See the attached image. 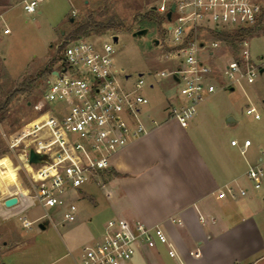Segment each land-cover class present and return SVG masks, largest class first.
Here are the masks:
<instances>
[{"label":"built area","instance_id":"obj_1","mask_svg":"<svg viewBox=\"0 0 264 264\" xmlns=\"http://www.w3.org/2000/svg\"><path fill=\"white\" fill-rule=\"evenodd\" d=\"M44 1L24 0L23 8L33 14ZM173 4L175 10L169 20L167 13ZM153 11L167 21L162 44L169 41L175 44L172 49H176L175 56L182 66L170 72L156 71V75L170 76L176 84L177 92L168 113L182 126H187L205 96L217 89L215 81L221 69L220 66L215 68L213 60L228 44L212 34L261 31L264 2L164 0L159 7L153 6ZM114 36L110 40L100 35L70 39L57 66L49 70L51 79L47 92L33 104L37 116L25 123L17 135L5 134L9 148L18 151L35 174L28 170L33 196L45 210L38 220L21 217L25 228L50 219L51 208L59 209L63 221L75 222L79 207L69 200L68 193L108 170L113 155L149 131L144 108L150 104V98L143 90L154 88V82H148L144 74L132 80L131 74L118 66ZM249 40L241 42L238 57L225 61L223 72L228 81L222 88L250 85L264 75V57L251 56ZM246 112L258 120L262 117L253 105L248 106ZM231 144L236 146L239 142L235 139ZM250 145L251 140L246 139L242 152ZM32 150L42 156L38 163L30 162ZM247 177L257 196L264 197V151L259 162L249 167ZM227 194L233 198L247 196L248 190L227 186L219 196ZM158 244H165L170 256L179 257L162 226H149L139 219L111 218L99 240L85 246L79 264H130L140 245L155 248Z\"/></svg>","mask_w":264,"mask_h":264},{"label":"crops","instance_id":"obj_2","mask_svg":"<svg viewBox=\"0 0 264 264\" xmlns=\"http://www.w3.org/2000/svg\"><path fill=\"white\" fill-rule=\"evenodd\" d=\"M231 88L224 89L235 90ZM176 92L177 86L172 84L164 93L160 104L164 114L151 118L155 115L146 110L148 133L117 152L111 167L98 175L110 219H139L149 226H162L179 254L170 256L165 244L155 248L140 245L130 264H264V197L257 196L247 177L249 167L259 162L264 151V125L250 135L229 136L223 115H233L234 108H227L213 121L207 102L182 126L168 113ZM247 99V107L264 108L259 93L253 92ZM233 121L232 117L228 120ZM208 122L212 123L210 131L203 132ZM235 139L236 146L231 144ZM246 139L251 145L242 152ZM19 156L28 171L25 158ZM227 186L245 188L248 195L220 197ZM70 192L78 199L90 195L81 187ZM12 196L18 203L7 207L5 201ZM36 204L32 186L19 183L10 190L0 186V262L11 257L14 264H23L22 258L32 252L39 264H79L80 258L72 251L74 232L83 245L99 240L104 231L98 234L88 228V215L81 208L73 223L63 221L59 212L55 220L35 222L37 230L25 228L22 222L26 231L11 224L13 217L26 216ZM42 222L45 229L39 227Z\"/></svg>","mask_w":264,"mask_h":264},{"label":"rangeland","instance_id":"obj_3","mask_svg":"<svg viewBox=\"0 0 264 264\" xmlns=\"http://www.w3.org/2000/svg\"><path fill=\"white\" fill-rule=\"evenodd\" d=\"M23 1L0 0V104L5 101L8 93L19 90L6 107L4 114H0V186L8 190L19 183L26 187L32 186V182L29 180V172L20 161L19 152L9 148L5 134L17 135L25 123L37 116L33 104L39 102L47 92L48 81L51 79L49 70L59 63L64 44L78 37L73 35L77 27L92 21L111 25L103 34L91 30L80 36L93 38L100 35L105 40L112 39L114 35L119 37L118 42H115L118 66L125 68L127 73L131 74L132 80H136L139 74H144L148 82L150 80L154 82L155 89L146 87L143 90L150 98V104L144 109L155 115L151 118H156L157 114H164L160 106L164 100L163 95L169 91L172 84H175L170 76H157L156 71L170 72L178 66L182 67L175 56L176 49H172L175 44L171 41L162 44L163 29L168 27L167 21L164 16L152 11L153 6L159 7L164 0H46L33 14H28L24 10ZM142 28H149V32L141 37L133 35ZM155 38L159 39L158 45L153 42ZM249 39L248 49L251 56L264 57V27ZM232 56L234 54L230 45H225L217 52L213 60L215 68L218 69L220 66L221 69L215 81L217 89L207 94L198 108L208 102L214 121L232 106L233 115L226 118L225 114L223 115V122L229 124L226 125L228 135H250L256 132L258 125H264V108L256 106L262 116L261 120L247 114V97L255 92L259 93L260 98H264V75L259 76L253 84L235 86L234 91L222 88L220 82L228 81L223 72V65ZM230 117L235 121L228 122ZM206 124L203 132L210 131L212 123ZM113 158L114 155L111 157V164ZM27 168L34 174L29 165ZM92 180L96 183H89L81 188L93 197L84 195L78 199L70 192L68 198L74 200L78 207L84 210V216L88 215L87 223L84 220L87 227L100 234L104 231V223L110 219L106 211L108 201L104 195V188L97 184L98 175L93 176ZM43 212L42 207L36 204L29 214L22 217L33 220ZM49 213L53 220L59 217L58 208L49 209ZM10 222L26 231L21 227V219L18 216L13 217ZM32 227L37 230V223ZM73 237L76 238L72 251L81 259L88 242L80 244L75 232ZM21 263L39 264L40 260L31 252L22 258ZM0 264L14 262L11 257H6Z\"/></svg>","mask_w":264,"mask_h":264},{"label":"trees","instance_id":"obj_4","mask_svg":"<svg viewBox=\"0 0 264 264\" xmlns=\"http://www.w3.org/2000/svg\"><path fill=\"white\" fill-rule=\"evenodd\" d=\"M153 11V10H152ZM111 25L103 24L97 21L87 22L77 27L73 33L74 36H80L83 33L94 30L98 34H103L106 30H109ZM263 29V28H262ZM260 31V30H259ZM256 33L254 30H234V31H222L219 34L213 33L212 36L225 41L232 47V52L235 57L239 55V49L241 48V42L250 38ZM66 43L64 44V46ZM19 90H14L6 95L5 101L0 104V114H4L6 107L11 102L12 98L16 95Z\"/></svg>","mask_w":264,"mask_h":264},{"label":"water","instance_id":"obj_5","mask_svg":"<svg viewBox=\"0 0 264 264\" xmlns=\"http://www.w3.org/2000/svg\"><path fill=\"white\" fill-rule=\"evenodd\" d=\"M174 10H175V4H173V5L171 6V9H170L169 12L167 13V18H168L169 20H171V18H172V13H173ZM148 32H149V28H142V29H139V30L135 31V32L133 33V35H134V36H139V37H141V36H143V35H146ZM118 40H119V37H118L117 35H115V36H114V41L117 42ZM153 42H154L156 45H158V44H159V39L155 38V39L153 40ZM63 70H65V68H63ZM231 89H233V87H232ZM41 158H42V156L39 155V154H37V153H35L33 150L30 152V162H31V163H38L39 161H41ZM17 203H18V198H17L16 196H12V197L8 198V199L5 201V205H6L7 207L14 206V205L17 204ZM39 227H40L41 229H45V227H46V223H44V222L40 223V224H39Z\"/></svg>","mask_w":264,"mask_h":264},{"label":"bare ground","instance_id":"obj_6","mask_svg":"<svg viewBox=\"0 0 264 264\" xmlns=\"http://www.w3.org/2000/svg\"><path fill=\"white\" fill-rule=\"evenodd\" d=\"M35 175V174H34Z\"/></svg>","mask_w":264,"mask_h":264}]
</instances>
